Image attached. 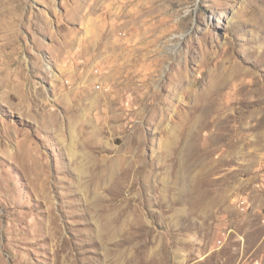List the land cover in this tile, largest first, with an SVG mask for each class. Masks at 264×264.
Wrapping results in <instances>:
<instances>
[{
  "label": "rangeland",
  "instance_id": "1",
  "mask_svg": "<svg viewBox=\"0 0 264 264\" xmlns=\"http://www.w3.org/2000/svg\"><path fill=\"white\" fill-rule=\"evenodd\" d=\"M0 264H264V0H0Z\"/></svg>",
  "mask_w": 264,
  "mask_h": 264
},
{
  "label": "crops",
  "instance_id": "2",
  "mask_svg": "<svg viewBox=\"0 0 264 264\" xmlns=\"http://www.w3.org/2000/svg\"><path fill=\"white\" fill-rule=\"evenodd\" d=\"M94 3H95V2H94ZM72 6H74V7L77 6V3H76V4H73ZM83 6H84V5H83ZM84 7H85V6H84ZM87 7H88V6H87ZM85 8H86V7H85Z\"/></svg>",
  "mask_w": 264,
  "mask_h": 264
},
{
  "label": "bare ground",
  "instance_id": "3",
  "mask_svg": "<svg viewBox=\"0 0 264 264\" xmlns=\"http://www.w3.org/2000/svg\"><path fill=\"white\" fill-rule=\"evenodd\" d=\"M74 110V109H73ZM76 110V109H75ZM71 146V145H70ZM106 173V172H105ZM99 174V173H98ZM102 175V174H101ZM98 177V176H97ZM103 177V176H102ZM109 225H111V224H109ZM111 227V226H110ZM110 227H108V228H110Z\"/></svg>",
  "mask_w": 264,
  "mask_h": 264
}]
</instances>
